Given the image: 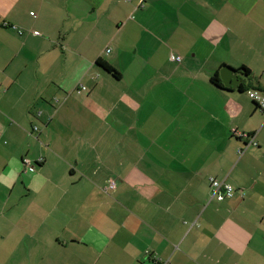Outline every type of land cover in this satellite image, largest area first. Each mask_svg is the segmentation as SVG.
I'll return each instance as SVG.
<instances>
[{
  "label": "crops",
  "instance_id": "0c3cea01",
  "mask_svg": "<svg viewBox=\"0 0 264 264\" xmlns=\"http://www.w3.org/2000/svg\"><path fill=\"white\" fill-rule=\"evenodd\" d=\"M224 68L237 89L210 82ZM248 89L264 0H0V264H261Z\"/></svg>",
  "mask_w": 264,
  "mask_h": 264
},
{
  "label": "built area",
  "instance_id": "2783aa9c",
  "mask_svg": "<svg viewBox=\"0 0 264 264\" xmlns=\"http://www.w3.org/2000/svg\"><path fill=\"white\" fill-rule=\"evenodd\" d=\"M31 15L34 16L33 13H31ZM33 34L39 35V32L34 31ZM170 60L173 62H179L180 57L172 54L170 56ZM84 90H86L85 87L82 85H79V89H77V92L84 91ZM245 93L252 102L258 105L260 108L264 109V93L263 92H260L255 89H248L245 91ZM232 134L241 139H249V142L246 145H253V146L257 145L256 142L253 140L252 136L246 133L238 132L236 129H232ZM242 152L243 150L241 149L238 151V153H242ZM40 161H42V159H40L39 162ZM24 164L27 166V169L30 172L34 171V167L29 163L28 160H24ZM209 183H210V188H211L210 199H216L217 201H222L225 198H229L232 196L233 189L228 184L220 182L216 180L215 178H210ZM113 184H114L113 182H110V187H113Z\"/></svg>",
  "mask_w": 264,
  "mask_h": 264
},
{
  "label": "trees",
  "instance_id": "16d2710c",
  "mask_svg": "<svg viewBox=\"0 0 264 264\" xmlns=\"http://www.w3.org/2000/svg\"><path fill=\"white\" fill-rule=\"evenodd\" d=\"M96 65L100 68H102L104 71H106L107 73H110V75H112V77L118 79L119 78V74L118 72L113 68L111 67L110 65H108L105 61L99 59L98 61H96ZM243 72L248 75L249 74V71L245 68L242 69ZM210 82L212 83V85H214L215 87L217 88H221V89H226V88H223L221 83H220V80L218 78V75L217 74H214L211 79H210ZM240 91H242V87L240 86L239 87ZM252 104L256 107H258V105H256L254 102H252Z\"/></svg>",
  "mask_w": 264,
  "mask_h": 264
},
{
  "label": "water",
  "instance_id": "95a60500",
  "mask_svg": "<svg viewBox=\"0 0 264 264\" xmlns=\"http://www.w3.org/2000/svg\"><path fill=\"white\" fill-rule=\"evenodd\" d=\"M221 77L223 80L224 88L226 89H237L239 80L237 79V73L230 68H224L221 71ZM232 81V82H231Z\"/></svg>",
  "mask_w": 264,
  "mask_h": 264
},
{
  "label": "rangeland",
  "instance_id": "374dc122",
  "mask_svg": "<svg viewBox=\"0 0 264 264\" xmlns=\"http://www.w3.org/2000/svg\"><path fill=\"white\" fill-rule=\"evenodd\" d=\"M172 54H170V56H171ZM173 55H175V54H173ZM170 56H169V59H170ZM248 97V96H247ZM261 264H264V260H261Z\"/></svg>",
  "mask_w": 264,
  "mask_h": 264
}]
</instances>
